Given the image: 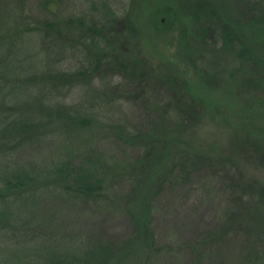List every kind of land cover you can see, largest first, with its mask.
<instances>
[{
	"label": "rangeland",
	"instance_id": "374dc122",
	"mask_svg": "<svg viewBox=\"0 0 264 264\" xmlns=\"http://www.w3.org/2000/svg\"><path fill=\"white\" fill-rule=\"evenodd\" d=\"M46 1H29V34L47 54L43 42L55 32L43 23H55L69 37L59 71L90 67L84 82L93 94L81 85L62 96L67 105L85 104L70 115L89 116L91 126L50 130L54 135L14 158L49 173L64 162L81 164L79 179L101 188L86 200L71 192L43 203L49 245H59L53 247L62 263L87 264L78 250L101 243L113 244L106 264H198L194 246L203 244L200 264H244L249 257L264 264V15L251 47L247 35L226 44L218 38L232 17L246 22L252 15L247 0H231L236 10L227 0H50L44 7ZM206 1L220 9L204 15L199 5ZM85 33L96 36L101 51L95 54ZM103 54L117 56L111 69L99 62ZM158 139L155 160L148 144ZM86 158L99 162L98 178L85 172ZM144 159L155 164L149 174L137 164ZM130 210L150 222L156 243L124 261L122 249L135 234Z\"/></svg>",
	"mask_w": 264,
	"mask_h": 264
},
{
	"label": "trees",
	"instance_id": "16d2710c",
	"mask_svg": "<svg viewBox=\"0 0 264 264\" xmlns=\"http://www.w3.org/2000/svg\"><path fill=\"white\" fill-rule=\"evenodd\" d=\"M15 1L5 4L2 2L0 5V165H2L1 169L3 168V171L0 170V176L3 172L0 178V264H63L62 256H58L60 251L56 250L59 245H49L51 232L46 230L45 223L50 215L42 208V205L50 199L62 200L71 192L78 198L86 200L98 195L101 188L99 184L95 186L94 183H84L79 179L82 175L81 164L74 166L72 161L64 162L61 165L53 166L54 172L49 173L44 171L46 169L40 170L36 165L22 166L18 159L14 158V155L28 145L40 143L42 138L47 137L49 133L52 134L51 131L61 130V133L62 131L69 133L66 132L68 128H73L75 132L89 131L91 126L87 119L89 116L71 118L70 115L73 109L81 111L85 104L73 102L74 104L67 105L63 96L66 92H73L81 85L89 87L90 84L84 81L88 78L90 67H82L71 75L59 71L57 63L65 57L64 52L67 49L65 42L69 41V37L67 35L63 37L62 32H59L60 29L57 27L55 29V23L46 21L43 23L44 31L49 29V31L55 32V35L50 41L43 42V49L47 50V54L39 53L36 50L34 36L30 35L33 21L29 5L31 0H17L18 4ZM227 1L232 2L231 0ZM253 1L251 3V0H247L245 8L248 16L252 15L244 20L246 22L237 20L235 16V19L233 17L230 19L232 21L229 25L220 27L218 38L221 37L225 44L232 39L239 42L244 37L243 35H247L246 38L251 47L253 42L257 43L258 33L254 27L264 15V3L258 0ZM50 2L47 0L44 7L48 6ZM12 3H15L14 9L11 8ZM234 4H230L232 9L235 7ZM216 5L206 1L199 7L201 12L207 16L210 12L218 11L219 6ZM210 22V19H207L206 23L209 27L212 26ZM246 30H249L250 33L248 31L246 33ZM92 32L97 34L95 29ZM93 33H85L84 38L89 40L91 49L96 54L101 49L100 42ZM87 34L90 36H86ZM110 46L108 41L107 48L113 51V48H109ZM3 47L7 49V52L2 51ZM55 54L56 58H54ZM98 57L99 62H104L108 69L117 63V56L114 54L108 56L103 54ZM39 60L40 66L37 64ZM123 63L124 61L120 60L117 66L124 67ZM125 68L127 67L125 66ZM88 87L83 90L85 94L89 95L93 89ZM54 94L62 99L52 100ZM87 99L85 98L87 107H92V97L89 99L90 102ZM40 111L45 117L44 120L38 118L37 114ZM52 112L57 113V119L47 116ZM53 126L56 128L53 129ZM159 140H153L148 144L149 151H152L151 154L153 153L150 157H155V160L157 152H154ZM89 159L84 160L88 163L85 172L98 178V174L100 176L99 162ZM137 164L147 174L155 167L153 162L150 163L145 159L143 163L137 162ZM69 172H71V176L72 174L75 176L70 177L72 178L71 183L70 181L66 183ZM53 174L60 175L57 179L59 181L63 179L65 184H58L51 177ZM94 199L96 198L94 197ZM130 212V215L134 217L133 233L135 234L133 240L128 242L130 246H125L122 249L121 257L124 261L145 253L147 249L144 247L149 250L156 243L150 222L139 218V216L136 218L132 210ZM209 243L211 242L207 244ZM110 246L113 244L99 243L97 247L92 246L85 253H83L84 249L80 248L77 256H86L87 264H106L110 257ZM200 246L202 248H199ZM200 246H194L198 264H200L201 257L205 258L203 249L207 245ZM249 260L250 257L244 261V264H251Z\"/></svg>",
	"mask_w": 264,
	"mask_h": 264
}]
</instances>
